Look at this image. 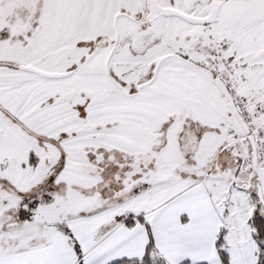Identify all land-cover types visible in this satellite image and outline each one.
<instances>
[{
  "label": "snow or ice",
  "instance_id": "obj_1",
  "mask_svg": "<svg viewBox=\"0 0 264 264\" xmlns=\"http://www.w3.org/2000/svg\"><path fill=\"white\" fill-rule=\"evenodd\" d=\"M0 264H264V0H0Z\"/></svg>",
  "mask_w": 264,
  "mask_h": 264
}]
</instances>
